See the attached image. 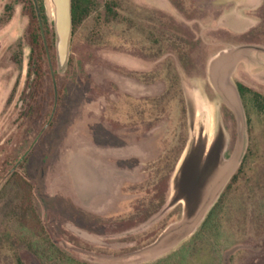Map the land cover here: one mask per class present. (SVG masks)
<instances>
[{"label":"rangeland","instance_id":"1","mask_svg":"<svg viewBox=\"0 0 264 264\" xmlns=\"http://www.w3.org/2000/svg\"><path fill=\"white\" fill-rule=\"evenodd\" d=\"M93 2L59 71L43 0L39 83L27 74L36 1L0 0V264L155 263L191 238L251 143L214 257L264 264V117L249 128L235 88L264 96V0ZM192 159L187 211L175 178ZM13 172L53 248L19 219Z\"/></svg>","mask_w":264,"mask_h":264},{"label":"trees","instance_id":"2","mask_svg":"<svg viewBox=\"0 0 264 264\" xmlns=\"http://www.w3.org/2000/svg\"><path fill=\"white\" fill-rule=\"evenodd\" d=\"M36 7L32 3L30 5L29 15L31 21L27 30V38L31 48V54L28 62L27 74L34 78L39 83L42 82L43 75L41 71V53L45 54V49L42 44L43 36L46 37V15L44 11L43 0H35ZM93 0H71V15H72V36L74 29L86 18L93 7ZM110 7L107 8V17L111 16ZM40 22V23H39ZM43 28V33L41 31ZM37 56H34V53ZM235 88L242 103L243 109L246 114V123L250 128V114L254 113L257 116L264 117V96L260 93L253 91L241 83H236ZM252 142V140H250ZM250 142V143H251ZM253 144L247 147L246 153L243 155L240 164L231 176L228 183L225 185L217 201L213 204L210 210L205 215L198 229L191 236V238L184 243L178 250L170 253L166 257L156 261L152 264H217V259L214 257V249L219 245V229L220 219L224 208L227 205L228 198H230L234 188L241 181L246 180V174L249 171L250 164L254 158L252 151ZM16 178L17 185L20 191L19 203L22 206V219L33 225L32 233L37 236L44 244L52 247L47 236L44 234L40 226L38 217L36 216L33 208L30 207L31 188L29 184L19 177L16 172L10 174V178ZM24 214V215H23ZM17 264H22L18 261ZM63 264H86L76 262L68 257L63 261Z\"/></svg>","mask_w":264,"mask_h":264},{"label":"water","instance_id":"3","mask_svg":"<svg viewBox=\"0 0 264 264\" xmlns=\"http://www.w3.org/2000/svg\"><path fill=\"white\" fill-rule=\"evenodd\" d=\"M48 4L53 12V32L57 66L59 71H63L69 59L72 38L71 0H48ZM176 230H173L172 233H177Z\"/></svg>","mask_w":264,"mask_h":264},{"label":"bare ground","instance_id":"4","mask_svg":"<svg viewBox=\"0 0 264 264\" xmlns=\"http://www.w3.org/2000/svg\"><path fill=\"white\" fill-rule=\"evenodd\" d=\"M187 161V165L183 166V168H185L184 170L181 169V171L179 172V175L177 177V179L175 178V186L177 187L178 189V194L180 196L182 195H185L187 197V204H186V208H187V211L190 210L192 208V205L190 204V194H191V191H193V189L195 188L196 186V183H195V178L197 175V171H200V168H196L197 166H195L196 162L198 161H194L193 159L190 161L186 160ZM185 161V163H186ZM193 162V163H192ZM231 165H226L224 167H222V172H228L229 169H230ZM193 174V175H192ZM192 175V176H191ZM214 188L213 185H211V191L212 189ZM209 191V192H211Z\"/></svg>","mask_w":264,"mask_h":264},{"label":"crops","instance_id":"5","mask_svg":"<svg viewBox=\"0 0 264 264\" xmlns=\"http://www.w3.org/2000/svg\"><path fill=\"white\" fill-rule=\"evenodd\" d=\"M162 240H163V239H161V240H159V241H157V242H162ZM158 244H159V243H158ZM160 244H161V243H160Z\"/></svg>","mask_w":264,"mask_h":264}]
</instances>
